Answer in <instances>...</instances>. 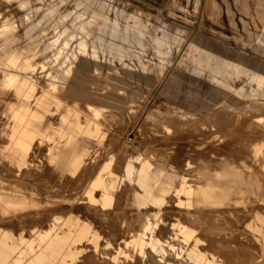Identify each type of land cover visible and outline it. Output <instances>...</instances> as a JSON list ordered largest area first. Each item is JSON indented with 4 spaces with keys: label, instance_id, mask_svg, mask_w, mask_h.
I'll return each mask as SVG.
<instances>
[{
    "label": "rangeland",
    "instance_id": "rangeland-1",
    "mask_svg": "<svg viewBox=\"0 0 264 264\" xmlns=\"http://www.w3.org/2000/svg\"><path fill=\"white\" fill-rule=\"evenodd\" d=\"M251 6L250 14L243 15L233 0H0V53L24 49L25 57H32L30 70H39L48 79L56 70L67 77L85 69L88 95L69 91L71 75L59 98L87 118L91 116L74 101L125 115L121 128L108 126L120 140L108 144L102 154L99 163L105 164L92 189L84 196L83 189L72 190L74 177L64 185V195L72 199L61 198L53 207L61 220L71 218L96 227L86 252L93 253V264H221L224 260L215 255L216 245L219 250L223 243L238 245L241 260L243 248L251 246L244 222L256 223V212L264 221V205L254 202L264 179L256 175L264 169V17L255 26V0ZM119 43L127 47L120 48ZM135 43H150L145 49L148 55ZM165 43L171 44L170 56L163 54L169 49ZM184 51L190 66L187 74L201 69L192 79L204 84L198 85L204 90L201 100L196 95L166 98L161 91ZM216 57L236 62L215 64ZM112 58L126 60V65L109 61ZM135 60L146 68L133 66ZM94 68L99 72L94 74ZM106 85L123 93L93 89ZM88 155L87 159L91 152ZM100 164L90 170V178ZM216 169L228 170L220 173L232 180L227 189L211 190L232 191L234 200L227 204H233L234 210L227 213L207 206L215 202L197 199L199 193L200 197L212 194L204 188ZM82 200L91 205L94 215ZM249 207L254 212H247ZM99 217H110L112 222ZM212 217L235 223L224 226L223 232L206 231L205 222ZM25 258L18 257L15 264ZM88 263L85 256L79 264Z\"/></svg>",
    "mask_w": 264,
    "mask_h": 264
},
{
    "label": "crops",
    "instance_id": "crops-1",
    "mask_svg": "<svg viewBox=\"0 0 264 264\" xmlns=\"http://www.w3.org/2000/svg\"><path fill=\"white\" fill-rule=\"evenodd\" d=\"M251 1L233 0V3L243 15H249L252 7ZM227 11L231 12L228 6ZM263 17L264 0H255L254 17H252L255 26H257L256 20L260 22ZM231 22L233 23V19ZM248 34L251 35V32ZM150 46V43H135L134 45L141 51ZM163 46L169 48L163 51V54L170 56L171 44L165 43ZM119 47L127 46L126 43H119ZM157 49V47L153 48L156 52ZM20 51L23 52L21 60ZM24 51V49L8 48L6 53H0V169L2 171V173L0 171V196L4 195L0 199V264H15L20 256L26 257L22 264H79L85 256H88V264H93L91 261L93 255H86V252L95 239L96 227L91 222H80L71 218L61 220L56 212H53V207L57 206L61 198L72 199L70 195H64V185L74 177L72 190L81 188L84 196L92 189L96 176L105 164V162L99 163L102 154L106 153L108 144H117L120 140L118 135L109 131L108 126L117 124L121 128L125 123V115L119 110L91 104L82 106L74 101L75 107L91 116L87 118L59 98L66 80L71 75L69 91L78 96L88 95L86 85L89 76L85 69H77L67 77L56 70L55 77L48 79L47 74L42 75L39 70H30L32 57H25ZM143 52L148 55L146 50ZM198 53L201 55L200 51ZM182 55V61L179 63L182 68L179 65L172 67L161 91L166 98L175 95L189 97L196 95L201 100L204 90L202 91L198 85L204 87V84L198 82V78L192 80L201 69H193L192 74L198 71L195 75L187 74L186 69L190 66L184 57L185 51ZM86 57L93 58L91 55ZM150 58L155 57L151 55ZM215 59L217 60V63L213 60L215 64L227 62L232 65L236 62L231 57L229 61H222L217 57ZM117 60L109 59L111 62L117 61L126 65V60L118 58ZM136 61L133 66L146 68L145 63L143 65L141 63V66ZM96 70V68L92 70L94 74L99 72ZM161 72L164 73L163 70ZM106 77L107 74H104V78ZM12 81L15 83L13 87H10ZM188 81L195 83L189 84ZM93 88L100 93L106 90H114L118 94L123 93L121 89L110 85L93 86ZM196 104L204 106V103L201 104L200 101ZM114 151L108 153V157ZM88 152H91V156L87 159ZM99 164L97 174L90 178V170ZM219 170L228 173V170L216 169L214 179L205 183L206 194L207 191L212 193L213 189L215 191L219 188L221 191L223 187L227 189L228 182H232V180L229 181L230 177L225 178ZM259 173L264 177L263 168H259L256 175ZM237 175L239 176L238 172ZM259 188H261V193L255 195L254 202L264 205V179ZM231 192L225 190L220 194L213 192V195L209 194L208 198L204 195L200 197L199 193L197 199L215 202L206 204L216 209L221 208L227 213L234 210L233 204H227L234 200ZM82 203L91 211V205L88 202L82 200ZM247 212H254L253 207H249ZM92 214L94 215L93 212ZM258 215L256 212L254 216L258 218L256 223L244 222V231H246L251 246L243 248L241 261L238 245L230 247L228 243H223L220 245L222 250H219L217 248L219 246L216 245L215 255L225 260L221 264H264V221ZM99 218L107 224L112 222L110 217H103L105 220ZM234 223L235 221L229 222L225 218L223 221L219 218L209 219L205 222V226L207 225L205 230L220 229L223 232L225 229L223 226Z\"/></svg>",
    "mask_w": 264,
    "mask_h": 264
},
{
    "label": "bare ground",
    "instance_id": "bare-ground-1",
    "mask_svg": "<svg viewBox=\"0 0 264 264\" xmlns=\"http://www.w3.org/2000/svg\"><path fill=\"white\" fill-rule=\"evenodd\" d=\"M3 33H4V32H3ZM10 41H11V40H10ZM5 47H6V46H5ZM5 50H6V49H5ZM10 50H11V49H10ZM7 52H8V51H7ZM6 57H7V56H6ZM4 69H5V68H4ZM6 70H7V69H6ZM1 72H2V71H1ZM6 72H7V71H6ZM5 76H7V75H5ZM1 77H2V76H1ZM54 77H55V76H54ZM2 79H4V78H2ZM2 79H1V80H2ZM64 79H65V78H64ZM2 81H3V80H2ZM47 82H48V81H47ZM2 87H3V86H2ZM93 89H94V88H93ZM97 92H98V91H97ZM245 93H246V92H245ZM8 94H9V93H8ZM5 96H6V95H5ZM7 97H8V96H7ZM9 97H10V96H9ZM12 97H13V96H12ZM3 101H4V100H3ZM19 103H20V102H19ZM254 103H255V102H254ZM251 106H252V105H251ZM255 106H256V105H255ZM253 108H254V107H253ZM261 110H262V109H261ZM263 113H264V112H263ZM153 114H154V113H153ZM245 114H247V113H245ZM261 114H262V113H261ZM256 115H257V114H256ZM262 115H263V114H262ZM253 116H254V115H253ZM263 116H264V115H263ZM5 117H6V115H5ZM108 117H109V116H108ZM229 117H230V115H229ZM233 117H234V116H232V118H233ZM259 117H260V114H259ZM211 118H212V117H211ZM226 118H227V120H228V117H226ZM229 119H230V118H229ZM254 119H255V118H254ZM259 119H260V118H259ZM2 120H3V119H2ZM215 120H216V119H215ZM234 120H235V119H234ZM249 120H250V119H249ZM249 120H248V121H249ZM252 120H253V117L251 118V121H252ZM118 121H119V120H118ZM224 121H225V120H224ZM231 121H232V120H231ZM251 121H250V122H251ZM222 122H223V120H222ZM225 122H228V121H225ZM229 122H230V120H229ZM232 122H233V121H232ZM252 122H253V123H252ZM252 122H251V123L254 124V121H252ZM0 123H1V122H0ZM3 123H4V122H3ZM220 123H221V121H220ZM245 123H246V122H245ZM251 123H250V124H251ZM256 123H257V122H256ZM256 123L254 124L255 126H257ZM120 124H121V123H120ZM222 124H223V123H222ZM232 124H233V123H231V125H229V126H232ZM252 124H251V125H252ZM243 125H244V124H243ZM118 126H119V125H118ZM226 126L228 127V125H226ZM237 126H240V125H237ZM237 126H236V127H237ZM244 126H246V125H244ZM244 126H243V127L241 126L240 128H243V129H244ZM221 127H222V126H220V128H221ZM234 127H235V125H234ZM234 127H231V128L229 127V128L232 129V128H234ZM249 127H250V126H249ZM249 127H247V128H249ZM258 127H259V126H258ZM258 127H257V129H258ZM260 127H261V125H260ZM224 128H225V127H224ZM261 128H262V127H261ZM261 128H259L260 131H262ZM198 129H199V128H198ZM245 129H246V127H245ZM252 129H253V127H252L251 130H250L251 132H252ZM254 129H255V128H254ZM257 129H256V131H257ZM215 130H216V129H215ZM215 130H214V131H215ZM226 130H227V129H226ZM233 130H234V129H233ZM238 130H239V129H238ZM196 131H197V130H196ZM224 131H225V130H224ZM246 131H248V130H246ZM254 131H255V130H254ZM236 132H237V131H236ZM240 132H242L241 129H240ZM248 132H249V131H248ZM248 132H247L246 135H248ZM228 133H229V131H228ZM231 133H232V132H231ZM255 133H257V132H255ZM255 133H253V134L256 135ZM259 133H261V132H259ZM239 134H241V133H239ZM242 134L245 135V130L242 132ZM262 134H263V133H262ZM223 135H224V134H223ZM229 135H230V134H229ZM232 135H233V133H232ZM250 135H252V134H250ZM254 135H253V136H254ZM257 135H258V134H257ZM257 135H256V136H257ZM233 136H234V135H233ZM239 136H241V137L243 138L242 135H239ZM256 136H254L252 139L256 138ZM237 137H238V136H237ZM237 137H236V138H237ZM250 137H251V136H250ZM220 138H221V137H220ZM220 138H219V139H220ZM231 138H232V137H231ZM233 138H234V137H233ZM258 138H259V137H258ZM258 138H257V139H258ZM247 139H248V138H247ZM232 140H233V139H232ZM239 140H240V139H239ZM243 140H245V139H243ZM250 140H251V139H250ZM250 140H249V142H250ZM259 140H260V139H259ZM246 141H247V140H246ZM246 141H244V142H246ZM252 141H253V140H252ZM256 141H257V140H256ZM0 142H1V141H0ZM232 142H233V141H232ZM247 142H248V141H247ZM249 142H248V143H249ZM240 143H241V142H240ZM250 143H251V142H250ZM253 143H254V142H253ZM255 143H256V142H255ZM257 143H258V142H257ZM227 144H228V143H227ZM235 144L238 145V143H235ZM242 144H243V143H242ZM233 146H234V143H233ZM243 147H244V146H243ZM249 147H250V146H249ZM230 148H232V147H230ZM234 150H235V149H234ZM240 150H241V149H240ZM240 150H239V151H240ZM242 150H243V149H242ZM250 150H251V149H250ZM252 150H253V149H252ZM207 151H208V150H207ZM239 151H238V152H239ZM244 151H245V150H244ZM202 152H203V151H202ZM247 152H248V151H247ZM249 153H250V152H249ZM247 154H248V153H247ZM204 156H205V155H204ZM218 156H219V155H217V157H218ZM228 157H229V156H228ZM249 157H250V156H249ZM207 158H209V157H207ZM218 159H219V158H218ZM207 160H208V159H207ZM209 160H210V159H209ZM226 161H227V160H226ZM230 162H231V161H230ZM253 162H254V161H253ZM210 163H211V162H210ZM220 163H221V162H220ZM232 163H233V162H232ZM180 165H181V164H180ZM234 165H235V164H234ZM244 165H246V164H244ZM208 166H210V165H208ZM212 166H213V165H212ZM248 167H249V166H248ZM241 168H242V167H241ZM252 168H253V167H252ZM2 169H3V168H2ZM159 169H160V168H159ZM12 170H13V169H12ZM246 170H247V169H246ZM0 171H1V169H0ZM6 171H7V170H6ZM31 171H32V170H31ZM253 171H254V170H253ZM34 172H35V171H34ZM219 172H220V170H219ZM1 173H2V171H1ZM27 173H28V172H27ZM224 173H227V172H224ZM229 173H230V172H229ZM11 174H12V173H11ZM0 175H1V174H0ZM225 175H226V174H225ZM231 175H232V174H231ZM13 176H15V175H13ZM46 176H47V175H46ZM10 177H12V175H11ZM252 177H253V176H252ZM2 178H3V177H2ZM26 178H27V177H26ZM40 178H41V177H40ZM65 178H66V177H65ZM14 179H15V178H14ZM17 179H18V178H17ZM31 179H32V178H31ZM38 179H39V176H38ZM41 179H42V178H41ZM19 180H20V179H19ZM23 180H24V179H23ZM13 181H14V180H13ZM39 181H40V179H39ZM14 183H15V182H14ZM22 184H23V183H22ZM43 184H44V183H43ZM232 184H233V183H232ZM14 185H15V184H14ZM18 185H19V184H18ZM0 187H1V186H0ZM32 187H33V186H32ZM44 187H45V186H44ZM77 187H78V186H77ZM4 188H5V187H4ZM20 188H21V187H20ZM72 188H73V187H72ZM5 190H6V189H5ZM8 190H9V189H8ZM37 190H38V189H37ZM0 191H1V190H0ZM57 191H58V190H57ZM47 192H48V190H47ZM13 193H15V192H13ZM17 193H18V192H17ZM42 193H43V192H42ZM214 194H215V193H214ZM17 195H19V194H17ZM212 195H213V194H212ZM1 196H4V195H1ZM7 196H8V195H7ZM7 196H6V197H7ZM51 196H52V195H51ZM68 197H69V196H68ZM17 198H18V197H17ZM207 198H208V197H207ZM2 199H3V198H2ZM5 200H6V199H5ZM19 200H20V199H19ZM24 200H25V199H24ZM36 201H37V200H36ZM4 202H5V201H4ZM18 202H19V201H18ZM1 203H2V202H1ZM26 203H28V202H26ZM8 204H9V203H8ZM8 204H7V205H8ZM12 205H13V204H12ZM12 205H11V206H12ZM25 206H26V205H25ZM1 207H2V205H1ZM12 207H14V206H12ZM20 207H21V206H20ZM20 207H19V208H20ZM8 208H9V207H8ZM16 208H18V207H16ZM4 209H5V208H4ZM9 209H10V208H9ZM5 210H6V209H5ZM14 210H16V209H14ZM17 210H18V209H17ZM21 210H23V209H21ZM38 210H39V209H38ZM222 210H223V209H222ZM210 211H211V210H210ZM224 211H225V210H224ZM26 212H27V211H26ZM92 212H93V211H92ZM95 213H96V212H95ZM211 213H212V212H211ZM214 213H215V212H214ZM216 213H218V212H216ZM223 213H225V212H223ZM230 213H231V212H230ZM5 214H7V213H5ZM186 214H187V213H186ZM206 214H207V213H206ZM208 215H209V214H208ZM211 215H212V214H211ZM214 215H215V214H214ZM218 215H219V214H218ZM115 216H116V215H115ZM201 216H203V215H201ZM212 216H213V215H212ZM216 216H217V215H216ZM216 216H215V217H216ZM220 216H221V215H220ZM223 216H224V215H223ZM6 217H7V216H6ZM19 217H20V216H19ZM203 217H204V216H203ZM205 217H206V216H205ZM114 218H115V217H114ZM218 218H219V217H218ZM117 219H118V218H117ZM125 219H126V218H125ZM199 219H200V218H199ZM199 219H198V220H199ZM213 219H214V218H213ZM22 221H23V220H22ZM218 221H219V220H218ZM227 221H228V219H227ZM203 222H204V221H203ZM206 222H207V221H206ZM213 222H214V221H213ZM215 222H216V220H215ZM192 223H193V222H192ZM194 223H195V222H194ZM227 223H228V222H227ZM236 223H237V222H236ZM208 224H209V223H208ZM136 225H137V224H136ZM196 225H197V224H196ZM137 226H138V225H137ZM193 226H194V224H193ZM206 226H207V225H206ZM210 227H211V226H210ZM223 227H224V226H223ZM134 229H135V228H134ZM206 229H207V228H206ZM211 229H212V228H211ZM212 230H213V229H212ZM216 230H217V229H216ZM239 231H240V230H239ZM245 232H246V231H245ZM201 233H202V232H201ZM211 233H212V232H211ZM243 234H244V233H243ZM211 235H212V234H211ZM215 236H216V235H215ZM236 237H237V236H236ZM233 238H234V237H233ZM224 239H225V238H224ZM234 239H235V238H234ZM215 241H216V240H215ZM219 241H220V240H219ZM231 243H232V242H231ZM220 244H221V243H220ZM250 245H251V244H250ZM225 246H226V245H225ZM246 246H247V245H246ZM212 247H213V246H212ZM207 249H208V248H207ZM225 249H226V248H225ZM226 250H228V249H226ZM249 250H250V249H249ZM246 251H247V250H246ZM92 254H93V253H92ZM221 254H222V253H221ZM240 255H241V254H240ZM246 256H247V255H246ZM234 257H235V256H234ZM217 258H218V257H217ZM253 258H254V257H253ZM147 259H148V258H147ZM93 260H94V259H93ZM240 260H241V259H240ZM151 261H152V260H151ZM224 261H225V260H224ZM249 261H250V260H249ZM246 262H247V261H246ZM145 263H146V261H145ZM150 263H151V262H150ZM247 263H248V262H247ZM243 264H244V263H243Z\"/></svg>",
    "mask_w": 264,
    "mask_h": 264
}]
</instances>
